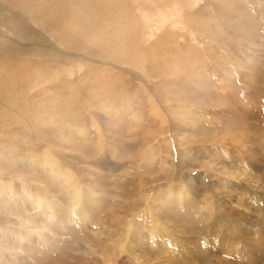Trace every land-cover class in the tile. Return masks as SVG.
Wrapping results in <instances>:
<instances>
[{"label":"rangeland","instance_id":"obj_1","mask_svg":"<svg viewBox=\"0 0 264 264\" xmlns=\"http://www.w3.org/2000/svg\"><path fill=\"white\" fill-rule=\"evenodd\" d=\"M263 6L127 0L53 38L12 9L26 40L0 54V264H264V229L245 240L221 206L264 198Z\"/></svg>","mask_w":264,"mask_h":264},{"label":"bare ground","instance_id":"obj_2","mask_svg":"<svg viewBox=\"0 0 264 264\" xmlns=\"http://www.w3.org/2000/svg\"><path fill=\"white\" fill-rule=\"evenodd\" d=\"M114 1H115V4H112ZM160 1H163V0H160ZM175 1H177V0H174V2ZM257 1L264 5V0H257ZM117 2H118V4H117ZM120 2H121V4H120ZM126 2H127V0H13L11 2H8V0H0V15L2 17H4V20H1L0 23L5 24V26L7 27L5 33L1 34V32H0V35H1V39H0V54H6L7 57H5L4 62H6L9 59L14 58V55H16L15 54L16 53V48L19 45V43H16L17 41L14 38H12V37H11L12 42H10L9 38L6 39V37H10V33H13L14 35H15V33H19L20 35H17V37H19L20 39L26 40L25 34L23 32H21L22 27L24 26L22 23H20L21 20H22V16L20 14L17 15V14L11 13L12 12V9L22 10L24 12L23 14H25L27 16L26 19L29 21V23L33 24L35 27H39V28H43V29H44V27L54 28L55 31H56L55 32V35L52 34V36H50L51 38H53L54 36L55 37L57 36V31L58 30L59 31L61 30L60 32H62V30L64 28L69 29L71 31V33H73L75 31V29H77L80 26H84V27H86V26H96L97 25L96 22H98V23L101 22V23L106 24L104 22V17L101 20H99V18L102 16L101 14H99V12L100 11H103V10H105V12H107L108 10L111 11L114 8L116 10L121 11L122 9L120 7L122 5H125ZM92 3H95L98 6H93ZM114 5H115V7H113ZM4 12H5V14H4ZM91 13H92L93 16L91 15ZM116 13H118V12H116ZM122 18L123 17L121 15H119V19L122 20ZM105 20L107 21V18H105ZM113 21L114 20L108 21L107 22V25L108 26H112L113 25ZM7 23L8 24H11L12 27H9L8 28L9 25ZM7 32H9V33H7ZM68 32L66 31V34ZM64 34H65V32H64ZM59 41H58V44H59ZM54 42H55V40H54ZM67 44L71 46L72 45V42H67ZM73 44H74V46H71V47H75L76 43L74 42ZM61 53H62V51H61ZM49 57H55V56L54 55H51V53H50L49 54ZM48 59L50 60V58H47L46 60H48ZM18 60H16V62ZM48 64H50V63H48ZM14 69H15V67L14 66L12 67V65L8 66L7 68H3L1 70V75L3 76V78H5L6 80H8L7 91H6V94L4 96L5 101L8 102V103H10V104H14L15 107H18V106H20L23 103L24 99L21 98V97L19 98V97H15L14 96V91L12 89L13 88V84H12V82H10V79L12 78L10 76L13 74ZM10 88H11V90H10ZM51 171L53 173V170L52 169H51ZM246 182L247 183L245 185L242 184L243 188H245L247 190H250V191H254L253 189H255V188L253 186H251V184L249 183V180H246ZM235 191H238L239 192L240 190L237 189ZM238 192H236L234 194H236V196H237L238 195L237 194ZM241 194H242V192L240 191L239 192V195H241ZM248 197H249L248 198V201L249 202H248L247 205L244 202H241L239 200H236L235 197H234L235 198L234 200H231V198H229L228 199L229 201H227V200L224 199V201L221 200V201H223V203L219 202V203H221V206L223 205V207L225 208L224 210H225V212H227V214L228 213L229 214H232V213L234 214L233 215L234 216L233 218H235V220H236V218L237 219H240V220H244L245 218L246 219H249L250 222H248L247 224H244V225H246L248 227L240 226V224H239V226L238 225L236 226V228L239 227L237 229L238 231L245 232V233H242L241 232V235H244L245 240H247V239L249 240L253 232H255L257 230L261 231L262 229H264V198L263 197H260V196H257V195H249ZM244 200H246V199H244ZM193 205L194 204L191 203L190 204L191 207L185 208V210L192 208ZM251 205L254 206L253 209H252V207H249ZM56 206H57V209L54 212L57 214V216H58V214L61 215L62 214L61 204L58 203ZM191 211H192V209L189 210L190 215H191ZM81 212H82V215H83L82 220L84 221L85 218H86V216H87V214H88V207H83L81 209ZM49 214H50V216L54 217L53 212H50ZM203 215H204L203 218H204V220L206 222V227H207L208 222L209 221H213V219H211L212 218V215H213V212L211 213L210 209L207 208V209H204ZM220 222H221V220H220ZM220 226L221 225L219 223V220H217L216 221V230L221 232ZM207 231L205 232V235L203 236V239H202V240H204L203 241V244L205 243V239L209 235V233H207ZM228 233H229V231H228ZM218 236H219L218 235V232L215 233L214 234V237H213V241L215 243H217V244L221 242L217 247L222 252L223 251L222 249H224L225 245H227L224 242V237H225L226 240H228V237L227 236H224V237L222 236V238H221V235H220V237H218ZM245 236L247 237V239H246ZM21 237L22 236L19 235V238H21ZM219 238H221L222 241L220 240V241L217 242V239H219ZM239 240H241V239H239ZM229 241H231V240H229ZM241 241H242L241 243L244 242L243 240H241ZM234 243H236V242H234ZM241 243H237L235 245H233V243H230L231 246L229 245V247H232L235 255H236V250H238L237 248H238V246H240ZM258 243H260V242H258ZM44 244H46V243L44 242ZM172 244L174 245V247L178 246V240H177L176 237H174V241H173ZM206 244H208V243H206ZM258 246H259V244H258ZM212 249L217 250L216 248H214V246H213ZM241 249L242 250H240V251L243 252L244 247L241 248ZM249 249H248L249 251H253L252 248H249ZM209 250H210V248H209ZM207 253L209 254V252H207ZM132 254H133V251L130 253V255H132ZM210 254L209 255H206V256H208L210 258ZM222 254H224V253H222ZM132 257H134V259L137 262H139L140 257L133 256V255H132ZM239 257L238 258L241 259V256L240 255H239ZM162 259L163 260H166L167 262H170L169 260L174 259V257L172 256V254L170 252H166L165 251V252H163V256L161 257L160 260H162ZM217 259H218V257L217 258L215 257V260L213 261V264H219L217 262L218 261ZM206 264H208V263H206Z\"/></svg>","mask_w":264,"mask_h":264}]
</instances>
